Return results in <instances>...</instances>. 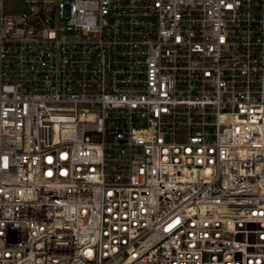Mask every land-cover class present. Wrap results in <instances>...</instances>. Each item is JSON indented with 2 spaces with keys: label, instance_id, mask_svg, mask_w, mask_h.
Masks as SVG:
<instances>
[{
  "label": "built area",
  "instance_id": "2783aa9c",
  "mask_svg": "<svg viewBox=\"0 0 264 264\" xmlns=\"http://www.w3.org/2000/svg\"><path fill=\"white\" fill-rule=\"evenodd\" d=\"M0 264H264V0H0Z\"/></svg>",
  "mask_w": 264,
  "mask_h": 264
},
{
  "label": "rangeland",
  "instance_id": "374dc122",
  "mask_svg": "<svg viewBox=\"0 0 264 264\" xmlns=\"http://www.w3.org/2000/svg\"><path fill=\"white\" fill-rule=\"evenodd\" d=\"M20 9L16 4H6L4 7V12L8 15L20 13Z\"/></svg>",
  "mask_w": 264,
  "mask_h": 264
}]
</instances>
